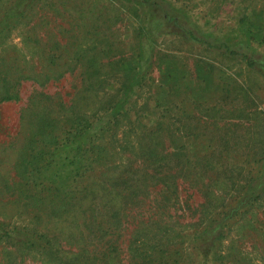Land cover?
Wrapping results in <instances>:
<instances>
[{
  "label": "rangeland",
  "instance_id": "obj_1",
  "mask_svg": "<svg viewBox=\"0 0 264 264\" xmlns=\"http://www.w3.org/2000/svg\"><path fill=\"white\" fill-rule=\"evenodd\" d=\"M138 1L61 0L56 8L65 12L43 10L38 35L43 42L53 35L50 45L58 48L60 60L65 55L69 70L43 86L23 80L17 100L0 103V145L18 137L19 115L33 91L76 105L80 125L72 127L82 139L63 144L66 139L58 134L44 148L33 144V150L55 151L49 161L28 165H41L44 185L33 188L36 197L55 204L59 196L76 199L103 166L126 158L138 131L159 127L172 164L178 157L177 167L168 171L175 179L169 190H149L121 219L112 264H137L139 253L150 252L158 239L165 251L156 264H264V189L255 183L254 195L236 204L244 178L257 174L258 164L241 149H224V144L256 148L264 143V0ZM73 3L82 10L67 9ZM19 24L11 23L0 42L22 49ZM215 41L248 53L253 65L206 45ZM97 118V128L87 132ZM13 147L21 151L22 146ZM219 153L235 163L220 169ZM5 154L15 157L14 150ZM225 175L235 176L234 183ZM35 200H29L32 210L39 206ZM17 206L21 203L0 199L2 229L27 221L14 215ZM163 232H168L167 242ZM14 239L0 235V264ZM142 239L145 246L138 244ZM18 257V264H42L31 253Z\"/></svg>",
  "mask_w": 264,
  "mask_h": 264
},
{
  "label": "trees",
  "instance_id": "obj_2",
  "mask_svg": "<svg viewBox=\"0 0 264 264\" xmlns=\"http://www.w3.org/2000/svg\"><path fill=\"white\" fill-rule=\"evenodd\" d=\"M56 5L63 3L61 0L46 2L0 0V39L7 37L11 23H22L19 25L23 27L20 33L22 49L16 44L0 42V103L17 100V88L23 80H33L39 86H43L69 70L66 60L64 61L65 55H61L60 60L58 48L53 50L50 45V42L55 41L53 35L45 42L38 35L41 23L39 16L42 17L44 11L61 9L65 12V7L56 8ZM76 5L80 4L73 3L67 9L78 13L82 6ZM167 19L169 21L172 18ZM63 20L67 22L66 17ZM65 29L67 31V28L63 30ZM206 45L223 54L240 55L246 66L253 65V60H249L247 56L248 53L239 54L225 41L210 42ZM75 55L76 51H73L72 57ZM54 60H58V63L55 64ZM260 69L264 70V62ZM75 107L76 105L72 103L62 104L59 99L41 91H33L26 99L25 106L21 109L23 111L19 115L21 130L18 137L5 145H0V199L3 204L21 203V206L14 208V215L21 217V220H27L19 223L21 227L13 225L7 230L2 229L0 225V235L10 239L17 237L9 241L12 250L6 252L4 264H18L21 261L18 256L28 253L42 264H112L111 254L116 250L117 236L122 228L121 219L130 216L132 206L145 198L149 190L155 186H159L158 192L169 190V182L172 183L175 179V175L168 171L177 167L178 157L174 158L172 164V159L168 158L170 152L164 147L166 136L159 127H155L138 131L129 155L103 166L94 181L81 186L80 195L76 199L59 196L58 203L54 204L52 200H45L43 196L37 198L39 192L33 188L44 185L40 177L42 175L38 173L41 165L31 169L28 165L32 160L37 163L49 161L55 149L33 150V144L39 143L44 148L51 140H56L58 134L64 135L66 141L63 144H66L67 140L70 144L79 142L82 139L80 130L74 131L75 128L72 127L80 125L81 119L74 112ZM30 111L31 115L27 116L26 113ZM100 120L97 118L96 122L87 126V132L94 131ZM60 129L61 131H58ZM110 132L109 137L113 138L116 133L115 127L111 128ZM13 146H22L21 151L20 148L15 150ZM224 146L225 152H232L236 148L243 150L247 153L246 158L253 159V162L258 164L259 172L244 178V192L239 194L236 204L248 201L255 193L253 190L255 183H258V187L262 186L261 190L264 189V143L256 148L255 145L247 143L244 146L229 144ZM9 150H14L15 157L11 159L5 157ZM207 156L208 161L213 158L210 152ZM72 158L69 164L73 163ZM217 158L214 162L222 170L235 163L228 155L222 153L217 154ZM225 178L232 183L235 181V176L230 178L225 175ZM30 199L39 202L36 210L29 207ZM203 230L206 231V228ZM177 233H171V236L179 239L180 235ZM168 237V232L161 235V239L164 238L166 242ZM138 241L136 240V243ZM133 242L135 243L134 240ZM146 243L142 239L138 244L145 246ZM164 248V244L158 239L156 244H152L150 252L139 253L140 260L137 264L159 263Z\"/></svg>",
  "mask_w": 264,
  "mask_h": 264
},
{
  "label": "crops",
  "instance_id": "obj_3",
  "mask_svg": "<svg viewBox=\"0 0 264 264\" xmlns=\"http://www.w3.org/2000/svg\"><path fill=\"white\" fill-rule=\"evenodd\" d=\"M227 43V42H226ZM246 43V42H245ZM230 44V43H229ZM246 45H248V49H251V45L249 43H247Z\"/></svg>",
  "mask_w": 264,
  "mask_h": 264
}]
</instances>
